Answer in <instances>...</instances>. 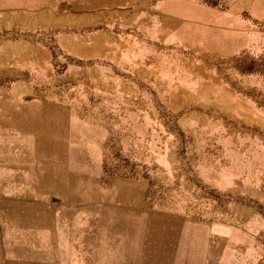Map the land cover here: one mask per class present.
Here are the masks:
<instances>
[{"label": "crops", "instance_id": "0c3cea01", "mask_svg": "<svg viewBox=\"0 0 264 264\" xmlns=\"http://www.w3.org/2000/svg\"><path fill=\"white\" fill-rule=\"evenodd\" d=\"M255 2L226 0V8L220 10L198 0H160L154 6L160 14L155 31L123 37L71 31L44 43L35 37L1 34L0 264L249 262L253 252L249 240L258 229L254 232L256 226L248 217L238 231L155 206L152 163L141 158L128 175L119 170L105 175L106 114L104 107L90 111L87 105L94 86L103 104L105 92L111 90L118 92L120 101L148 104L146 90H137L151 87L154 72L163 81V74L170 71L169 47L222 54L248 47L251 21L264 25V11ZM61 4L75 10L104 5L103 0H0V30L7 27L11 14L49 12ZM175 10H190L192 15ZM188 26L193 27L191 34L185 32ZM57 48L63 55L56 54ZM115 50L119 52L113 53L114 59L130 75L112 87L106 81L112 77L105 73L113 71L104 62ZM63 57L97 62L68 63L58 72ZM129 115L142 117L137 112ZM134 137L126 149L140 153L141 140ZM79 152L84 154L78 156ZM90 152L95 159L89 158ZM192 166L203 183H220L215 177L219 167L199 161ZM9 200L21 205L11 214L21 218L10 219ZM218 238L228 244L236 240L242 251L237 254L239 262L218 261Z\"/></svg>", "mask_w": 264, "mask_h": 264}, {"label": "rangeland", "instance_id": "374dc122", "mask_svg": "<svg viewBox=\"0 0 264 264\" xmlns=\"http://www.w3.org/2000/svg\"><path fill=\"white\" fill-rule=\"evenodd\" d=\"M158 1L103 0L104 5L86 10L61 4L49 12L11 14L9 20L15 24L8 20L0 36L35 37L38 42L53 43L55 36L71 31H103L118 37L144 34L156 29L160 14L154 6ZM198 1L220 10L226 8V0ZM255 6L264 11V0H256ZM175 11L192 15L190 10ZM192 29L188 26L185 32L191 34ZM248 37V47L233 54L169 47L170 71L163 74V81L154 72L151 87L137 90H146L148 104L120 101L118 92L108 93L111 88H106L103 104L102 95L97 94L94 86L88 95V101L93 103L87 108L100 111L104 107L106 114L105 175L118 170L128 175L140 158L142 162L150 161L155 206L184 212L195 219H209L238 231L248 217L256 226L254 232H258L249 240V251L253 252L247 257V264H264V25L251 21ZM117 51H109L111 55L104 62L113 71L105 73L112 77L106 80L112 87L130 75L119 59H114L113 53ZM63 53L57 48V55ZM63 59L58 60V72L68 63L89 66L97 62L94 58ZM132 112L142 117L133 118L129 115ZM132 136L140 138L142 152L126 149ZM83 154L79 152L78 156ZM89 158L95 159V153L90 152ZM197 161L219 167L215 176L220 179L217 186L200 181L192 166ZM9 202L10 219L21 218L11 215L21 205ZM233 241L228 244L217 239L218 261L239 262L237 254L242 251Z\"/></svg>", "mask_w": 264, "mask_h": 264}]
</instances>
